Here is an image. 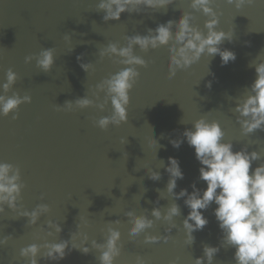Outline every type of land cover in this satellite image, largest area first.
Returning <instances> with one entry per match:
<instances>
[{
    "label": "water",
    "instance_id": "95a60500",
    "mask_svg": "<svg viewBox=\"0 0 264 264\" xmlns=\"http://www.w3.org/2000/svg\"><path fill=\"white\" fill-rule=\"evenodd\" d=\"M99 0H0V85L11 68L17 81L7 93L31 96V103L21 104L16 113L0 116V162L18 167L22 189L18 204L22 210H32L38 204H47L49 212L41 216L37 225L29 226L27 218L17 217L5 206L0 214V239L10 236L0 247V264H25L19 250L29 244L59 242L71 239L76 232V243L83 235L104 243L110 222L121 233L120 255L115 264H135L137 255L148 264H169L178 258V264H194L203 255L205 244L219 246L221 233L213 215V204L204 215L208 225L194 233L195 242L184 243L182 221L188 209L183 198L175 202L181 215L175 217L177 229H172L167 243H144V233L130 238L128 210L137 215H149L159 207L163 212L172 202L160 198L169 179L161 160L167 164L169 156L177 157L184 179L177 181L176 192L182 188L192 191L195 181L200 189L205 182L197 179L199 163L194 150L182 143L172 147V139H183L182 133L192 123L205 116L218 120L225 131V140H232L234 150L247 145L249 151L264 154V131L242 136L235 122L232 108L237 97L256 78L250 64L264 60V0H254L237 11L226 0H215L219 14L217 30L233 31L232 41L224 40L222 49L232 50L235 61L222 65L220 56L202 55L187 69H178L169 76L167 46L148 52L135 48V54L147 61V67H138L140 76L129 93L128 121L119 127L101 130L95 121L112 113L111 104L104 111L97 107L58 110L66 101L92 95L95 85L119 71L123 66L115 57L99 56V50L108 43L126 45L128 35L147 34L149 28L168 20H178L190 0H175L167 9L155 12L123 13L119 21L103 20L104 12L97 11ZM194 24L202 31L206 19L194 14ZM65 35L71 40L66 41ZM54 49V64L49 72L36 67L35 60L25 63V57L37 55L42 49ZM71 50V51H70ZM82 56L78 61L77 57ZM81 63H92L85 72ZM211 81V88L206 85ZM0 94L2 90H0ZM17 115V119H13ZM183 121V123H182ZM159 147L151 145V139ZM126 140L124 144L121 140ZM260 161L254 162V167ZM161 173L157 181L149 179L148 170ZM158 201V203H157ZM147 210V211H146ZM59 223L62 232L49 237L47 221ZM80 228L77 229V224ZM167 224L156 221L147 232L163 235ZM54 232V230H53ZM71 247V244L69 245ZM233 249L220 247L213 264H235ZM99 252L92 249L87 255L71 250L61 261L38 257L39 264H99Z\"/></svg>",
    "mask_w": 264,
    "mask_h": 264
},
{
    "label": "clouds",
    "instance_id": "9594fccd",
    "mask_svg": "<svg viewBox=\"0 0 264 264\" xmlns=\"http://www.w3.org/2000/svg\"><path fill=\"white\" fill-rule=\"evenodd\" d=\"M175 0H99L96 10L104 12L103 20L119 21L125 12L141 13L147 10L153 12L160 9H167ZM215 0H190L188 7L191 11H184L178 20H168L158 24L155 29L149 28L147 34L128 35L125 37L126 45L110 42L99 50L101 59L104 57L117 58L116 63L123 67L111 74L108 78L95 85L92 95L96 100L100 99L99 93H104L101 103H95L93 99L84 96L75 101H66L63 107L57 106L58 110L72 111L74 108L86 109L97 107L100 111L105 110L107 104H111L112 113L110 116H103L95 121L101 130L108 127H119L128 121L127 108L130 104L129 93L133 89L140 76L138 67H147V61L135 54L134 49L139 48L141 52L156 50L167 46L169 53V76H175L178 69H187L200 60L202 55H219L222 65L235 61L236 54L229 49H222L220 45L224 40L232 41L233 31L217 30L219 14L214 9ZM226 3L233 5L237 11L245 5H251L254 0H226ZM201 13L206 19L203 22V29L195 25V13ZM64 39L71 38L65 35ZM71 51V50H70ZM35 60L36 67L43 72H49L54 64V49H42L37 55L25 57V63ZM77 60H82L78 56ZM253 61L256 78L244 91V94L237 97L232 111L235 114V122L239 125L242 136H250L257 131H264V60ZM80 67L89 72L92 63H81ZM17 74L9 68L5 74V82L0 85V116L7 117L16 113L19 106L24 103H31V96H20L13 92L7 95L17 81ZM211 88V81L206 85ZM13 115V119H17ZM183 123V121H182ZM183 139H172L169 142L172 147L179 149L182 143H187L194 150V156L199 163L198 177L206 187L200 189L194 181L189 192L182 188L176 192L177 181L184 179V172L177 157L169 156L167 164L161 160L168 174V181L164 191L157 190L160 198L170 197L172 202L162 212L159 207L151 210L150 216L128 210L125 216L129 218L131 226L128 228L130 238L144 233V243H157L163 240L167 243L170 239L172 229H177L174 218L181 215L180 206L175 202L183 198L184 205L188 212L182 221L184 230V243L188 246L195 242L194 233L202 231L209 223L204 215L213 204V215L221 233L219 246L205 244L203 255L194 259V264H213L214 257L220 251V247L233 249V260L235 264H264V154L261 151H249L245 145L239 150H234L232 140H225V131L218 120L209 121L205 116L192 123L190 129L182 133ZM152 144L159 147L156 140L151 139ZM126 140H121L124 144ZM260 161L255 167L254 162ZM149 179L157 181L161 173L148 170ZM25 185L21 180V173L18 167L6 162H0V214L5 212V206L17 213V217L27 218L29 226L37 225L41 216L49 212L47 204H38L32 210H22L18 204L21 199L22 189ZM166 194V197L165 195ZM158 203V201H157ZM147 211V210H146ZM156 221L167 224L163 235H155L147 232L154 226ZM112 224H119V220L110 222L107 228V235L104 243L91 240V247H88L89 238L83 235L80 243H76L77 233L71 234V239L60 240L59 242H45L43 244L32 243L19 250V256L25 264H39L38 257L49 261H61L66 254L75 249L87 255L92 249L99 252V264H115L116 258L120 255L119 241L121 233ZM45 229L49 237L62 232L59 223L51 220L46 222ZM77 224V229L80 228ZM54 230V232H53ZM10 236L0 239V247L8 243ZM71 244V247L69 245ZM135 264H148L141 256L137 255ZM169 264H178V258L169 261Z\"/></svg>",
    "mask_w": 264,
    "mask_h": 264
}]
</instances>
